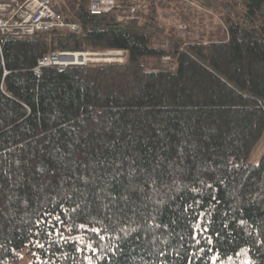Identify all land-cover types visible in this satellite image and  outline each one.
<instances>
[{
  "label": "trees",
  "instance_id": "16d2710c",
  "mask_svg": "<svg viewBox=\"0 0 264 264\" xmlns=\"http://www.w3.org/2000/svg\"><path fill=\"white\" fill-rule=\"evenodd\" d=\"M139 4L0 30V264H264V0ZM108 50L125 60L36 71Z\"/></svg>",
  "mask_w": 264,
  "mask_h": 264
},
{
  "label": "built area",
  "instance_id": "2783aa9c",
  "mask_svg": "<svg viewBox=\"0 0 264 264\" xmlns=\"http://www.w3.org/2000/svg\"><path fill=\"white\" fill-rule=\"evenodd\" d=\"M58 3L59 0H0V30L19 38L52 29L78 32L80 24L66 19L56 9ZM139 8V0H89V10L92 14L116 12L118 21H130L137 18ZM181 27L186 28L185 25ZM110 52L125 58L123 50H111ZM74 53L82 54L84 59L79 61L74 55L73 60H70L71 54ZM92 54L91 52H53L39 60L36 71L39 72L49 65L87 63L89 61L87 56Z\"/></svg>",
  "mask_w": 264,
  "mask_h": 264
},
{
  "label": "rangeland",
  "instance_id": "374dc122",
  "mask_svg": "<svg viewBox=\"0 0 264 264\" xmlns=\"http://www.w3.org/2000/svg\"><path fill=\"white\" fill-rule=\"evenodd\" d=\"M190 10V9H189ZM164 12H166V14L168 15L166 18L170 20V18L172 17V13L168 10H165ZM175 14H178L175 13ZM178 16V15H177ZM218 21H217V17L215 16L214 19H211L210 17L206 18V21H202L200 22V20L198 21V19H195V25L191 23L192 26V31L190 32V34H192V36H195L197 38H199L200 36H206V30H208L209 28H215L217 25ZM186 29V28H183ZM188 32H184L182 34L183 38L187 39L188 38ZM168 42H165L164 44H162V46L167 47ZM93 53L92 55H88L87 59L89 61L87 62H95V61H107L109 59H113L114 61H124L125 58L120 56V55H115L112 54L109 50L108 51H101V52H91ZM82 61V60H79ZM163 62L166 64H171L170 62V58L169 57H165L163 59ZM264 148V138L263 140L260 142V144L258 145V147L255 150L256 155H260L261 152L263 151Z\"/></svg>",
  "mask_w": 264,
  "mask_h": 264
},
{
  "label": "water",
  "instance_id": "95a60500",
  "mask_svg": "<svg viewBox=\"0 0 264 264\" xmlns=\"http://www.w3.org/2000/svg\"><path fill=\"white\" fill-rule=\"evenodd\" d=\"M82 55V54H81ZM73 58H74V55L73 54H71V56H70V60H73ZM84 58H83V56H80V58H79V60H83ZM106 61V60H105Z\"/></svg>",
  "mask_w": 264,
  "mask_h": 264
},
{
  "label": "bare ground",
  "instance_id": "6f19581e",
  "mask_svg": "<svg viewBox=\"0 0 264 264\" xmlns=\"http://www.w3.org/2000/svg\"><path fill=\"white\" fill-rule=\"evenodd\" d=\"M73 55L77 56V57H78V59L80 58V56H82V55H81V54H79V53H74Z\"/></svg>",
  "mask_w": 264,
  "mask_h": 264
}]
</instances>
